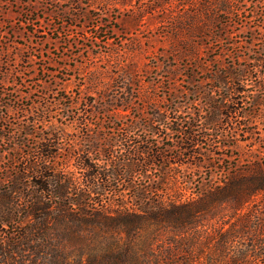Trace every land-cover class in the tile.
Returning <instances> with one entry per match:
<instances>
[{"label": "rangeland", "instance_id": "rangeland-1", "mask_svg": "<svg viewBox=\"0 0 264 264\" xmlns=\"http://www.w3.org/2000/svg\"><path fill=\"white\" fill-rule=\"evenodd\" d=\"M263 84L264 0H0V184L51 130L63 153L125 136L166 144L169 131L144 128L160 113L213 124L202 154L174 149L149 174L185 200L264 163Z\"/></svg>", "mask_w": 264, "mask_h": 264}, {"label": "trees", "instance_id": "trees-1", "mask_svg": "<svg viewBox=\"0 0 264 264\" xmlns=\"http://www.w3.org/2000/svg\"><path fill=\"white\" fill-rule=\"evenodd\" d=\"M154 117L144 128L169 131L166 144L125 136L63 153L60 131H48L26 168L0 184V264H264V163L236 166L185 200L166 196L149 174L164 171L174 149L202 154L213 124ZM217 205L228 219L203 223Z\"/></svg>", "mask_w": 264, "mask_h": 264}]
</instances>
